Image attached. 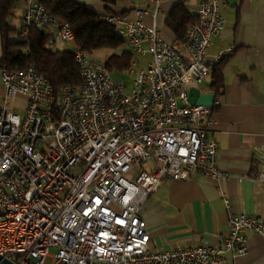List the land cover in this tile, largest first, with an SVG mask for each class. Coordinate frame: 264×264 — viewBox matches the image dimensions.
I'll return each mask as SVG.
<instances>
[{"label": "built area", "instance_id": "built-area-1", "mask_svg": "<svg viewBox=\"0 0 264 264\" xmlns=\"http://www.w3.org/2000/svg\"><path fill=\"white\" fill-rule=\"evenodd\" d=\"M226 6L206 0L196 7L185 54L155 24L103 15L124 39L122 51L151 58L138 72L129 69L135 78L127 93L106 64L75 44L66 23L40 0H27L20 43L29 42L34 27L51 35L52 47L72 42L82 83L56 89L35 65L2 71L0 255L15 264H227L247 254L250 232L264 238V218L234 212L225 198L230 229L216 245L153 251L140 215L167 178L226 177L218 143L207 135L219 102H188L190 88L211 76L208 48L224 30ZM19 97L23 115L15 109ZM145 161L155 164L151 170ZM252 178L264 191V167Z\"/></svg>", "mask_w": 264, "mask_h": 264}, {"label": "crops", "instance_id": "crops-1", "mask_svg": "<svg viewBox=\"0 0 264 264\" xmlns=\"http://www.w3.org/2000/svg\"><path fill=\"white\" fill-rule=\"evenodd\" d=\"M77 1L102 16L122 14L131 21L155 24L163 39L185 54L184 40H177L167 25L180 0H160L159 5L156 0H119L108 6L101 0ZM204 1L187 0L186 5L195 14L196 7ZM226 1L222 10L224 30L208 48L211 76L198 85L204 93H215L219 102L207 135L218 143V164L226 177L216 180L193 174L187 180L163 181L140 208L153 251L216 245L230 229L225 198L234 212L264 218L263 186L252 178L264 167V0ZM26 3L21 0L15 8L20 13L11 26L17 30ZM137 9L145 13L139 16ZM232 46L234 49L228 51ZM219 55L221 60L216 61ZM215 66L222 76L218 92L212 88ZM3 99L0 75V101ZM24 104L25 98H17L16 108ZM227 264H264V238L250 232L247 254L229 257Z\"/></svg>", "mask_w": 264, "mask_h": 264}, {"label": "trees", "instance_id": "trees-1", "mask_svg": "<svg viewBox=\"0 0 264 264\" xmlns=\"http://www.w3.org/2000/svg\"><path fill=\"white\" fill-rule=\"evenodd\" d=\"M21 0H0V70H22L31 65L46 75L56 89L64 85L82 83L80 69L71 50H55L50 45L51 35L39 27L31 31L27 44L20 43L18 30L10 24V18ZM45 8L59 17L72 30L74 41L86 54L100 49L112 50L106 61L108 69L114 72L129 70L133 65L134 55L122 51L124 39L113 24L102 20V15L89 5L77 0H40ZM114 5L119 0H101ZM187 0H180L167 19V25L175 33L177 40H185L191 25L198 21L186 5ZM212 88L219 91L222 87V76L219 68H213Z\"/></svg>", "mask_w": 264, "mask_h": 264}, {"label": "rangeland", "instance_id": "rangeland-1", "mask_svg": "<svg viewBox=\"0 0 264 264\" xmlns=\"http://www.w3.org/2000/svg\"><path fill=\"white\" fill-rule=\"evenodd\" d=\"M14 13H15V15L12 16L9 20L11 25H13L15 23L16 18L20 13V10L15 9ZM74 47L75 46L72 42L57 40L54 48H55V50H71V51H73ZM1 52H2V46H1V40H0V55H1ZM111 54H112V50L100 49V50L95 51L92 54H89L88 56L91 59L97 60L98 62L105 64L107 59L109 58V56ZM134 59H137L139 61V63L137 65H132V68H133L135 73L138 72L140 69H142L149 61H151L150 57L142 56V55L135 56ZM113 77L117 81H120V82L123 81L126 84V92L127 93L131 92L135 76L130 74L129 70H125L123 72H114ZM3 104H4V99L2 101H0V105H3ZM16 112H19L22 115L24 114V111L22 109H19V108H16ZM154 165L155 164L151 161H145L143 163V168L146 170H151ZM137 172H138V167L136 165H133V170L128 174V177L131 179H134ZM54 252H55V249H51V253H54ZM47 264H49V260L47 261Z\"/></svg>", "mask_w": 264, "mask_h": 264}, {"label": "water", "instance_id": "water-1", "mask_svg": "<svg viewBox=\"0 0 264 264\" xmlns=\"http://www.w3.org/2000/svg\"><path fill=\"white\" fill-rule=\"evenodd\" d=\"M216 101L215 93H204L199 87H192L188 93V102L191 105H212ZM0 264H15L11 260L0 255Z\"/></svg>", "mask_w": 264, "mask_h": 264}]
</instances>
